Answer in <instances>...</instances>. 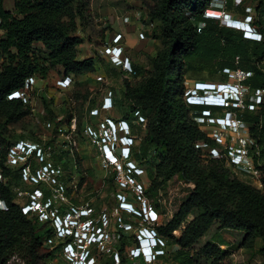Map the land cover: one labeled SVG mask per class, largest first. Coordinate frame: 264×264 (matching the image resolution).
<instances>
[{
    "label": "trees",
    "instance_id": "trees-1",
    "mask_svg": "<svg viewBox=\"0 0 264 264\" xmlns=\"http://www.w3.org/2000/svg\"><path fill=\"white\" fill-rule=\"evenodd\" d=\"M4 1L0 0V57H7L8 62L0 70V119L16 122L22 118L26 106L20 100H8V96L22 89L29 77L40 76L45 79L50 69L58 67L64 70L66 76L82 74L94 68V61L107 67L98 56L85 61L78 60V47L82 40L76 36V19L83 17L79 0H14V11H7ZM151 1L149 13L160 22L155 33L162 40L163 49L151 60L153 72L145 80L135 87H131L128 80H123L124 98L130 102L132 112L138 113L142 122H146L147 131L140 145L131 148V154L134 159L146 160L144 173L150 181L156 178L158 172L155 169L161 168L159 172L164 180L179 176L194 185L172 219L155 228L164 242V247L157 248L163 253L156 257V262L208 264L211 261V264H225L227 254L212 244L210 237L231 230L245 234L246 239L262 241L264 264V190H257L233 176L218 159L211 157L209 164H202L200 153L203 146L211 147L216 142L201 130L196 119H205L203 112L210 108L189 104L182 97L185 93L184 75L198 78L203 72L250 73L241 84L264 90V0H251L256 13L252 25L261 34L259 41L246 39L238 29L225 27L219 20L207 18L205 12L214 0ZM233 6V1L229 0L227 9L232 10ZM237 7L241 15L248 16L244 2ZM198 24L204 26L199 27ZM38 43L47 51V60L32 55ZM132 67L130 75L137 77L139 70L133 63ZM114 74L117 76L115 71ZM103 97L104 94H99L89 104L88 115L90 110L101 106ZM253 105L254 102L247 101L244 109L232 107L230 110L248 125V137L254 142L250 155L254 154L253 148H257L259 156L255 160L264 161V102L257 105V110L249 109ZM211 111L214 117L218 109ZM190 113H193L191 118ZM142 122L138 125L129 123L132 136L143 131ZM87 123L93 124L89 120ZM5 133L6 126L0 122V176L7 180L5 183L0 182V200L6 207L0 209V264H5L8 256L16 252L24 253L28 264H39L45 259L56 257V250L63 252L67 244L76 240L74 236L58 238L54 227L41 232L44 223L38 220V216L30 219L33 212L24 214L23 209L30 205V196L40 191L43 202H51V211H56L61 217L74 214L77 202L65 188L66 179L63 176L64 172L71 169V165L62 157H57V164H54L59 170L57 183L64 186V195L70 200L69 205L64 202L56 205L53 196L58 184L48 186L44 182L29 181L32 184L30 187L24 180L27 169L35 173L47 164H40L30 157L19 167L5 165L9 149L15 145L9 137H5ZM21 139L25 137L21 136ZM160 160L162 163L158 164ZM260 169L263 171L264 185V164ZM118 173L117 167H113V173L108 178V191H119L121 193L118 195H123L128 189L118 186L120 190H117L115 181ZM128 176L134 180L140 179V175L132 170ZM16 189L29 195L24 203H18ZM146 195H149L148 190ZM95 197L91 195L86 198L87 208L91 212L89 217H82L81 221H91L95 229L102 228L105 231L99 214L101 209L97 206L99 201L91 203ZM134 200L141 201L142 196H134ZM111 206L118 209L115 201L111 202ZM153 208L157 211V205ZM137 210V213L142 212ZM129 213L119 218L120 223L113 233L117 249L114 256L123 264L128 249L140 247L137 232L144 227L141 222L145 220L143 216ZM56 239L57 246L47 243L50 241L53 244ZM202 243L204 245L199 247ZM170 246L179 247L172 261L165 254ZM102 250V246L93 244L89 247L90 256L97 261ZM139 260L147 264L143 257ZM115 262L112 255L108 264Z\"/></svg>",
    "mask_w": 264,
    "mask_h": 264
},
{
    "label": "rangeland",
    "instance_id": "rangeland-1",
    "mask_svg": "<svg viewBox=\"0 0 264 264\" xmlns=\"http://www.w3.org/2000/svg\"><path fill=\"white\" fill-rule=\"evenodd\" d=\"M79 1L83 17H77L76 19L78 26L76 36L82 40V44L78 47V60L85 61L94 59L98 56L106 63L107 67L105 65L101 66L99 62L94 61L95 66L93 69L85 71L82 74H72L69 76H66L64 70L60 67L50 69L47 78L44 79V77L39 76L45 81V85H43L44 88L42 89L40 86H37L38 88L35 87L32 93V104L24 108V115L22 118L16 122H8L6 118H1L0 122L6 126L5 137H9L10 142H15V145L22 141L27 143L38 142L41 145L53 142L57 145V152L53 154L52 157L56 163L57 157H62V159L71 165V169L64 172L63 176L66 179L65 188L70 191V197L77 202V210L86 209L88 207L86 201L88 196L96 195V197L91 200L93 204L99 201L97 206L101 209L99 212L101 215L100 218L104 222L103 226L108 235L104 239V251L102 250L101 257H99L97 261L95 259L96 264H108L112 255L113 259L116 261L115 264H123L121 261L118 262L117 257L114 256L117 249L113 239V233L116 232V226L120 223L119 218L126 213H130L124 211L125 209L122 208L124 206L121 205L123 199H120L118 195V193L121 192H113V190L111 192L108 191V178L111 177L113 167L115 166H108L104 161L99 146L85 134L84 128L88 120L92 121L93 124H97L107 117L116 121L132 122L136 125L142 122L143 119L139 118L140 115H138V113L132 112L130 102L124 98L123 80H128L131 87H135L153 72L151 60L163 49V42L161 39H158V35L155 33V30H158L160 22L150 16L149 12L152 6L151 0ZM223 1L224 0H215V4L222 3ZM232 1L234 3V0ZM4 8L7 11H14V0L7 1ZM213 9L222 10L215 5ZM225 12L233 15L235 21L245 20L253 23L256 17L254 9L252 16L241 15L238 12L236 4L233 6L232 10L229 11L225 9ZM205 16L207 17L206 12ZM125 18H129L128 23L125 21ZM219 21L224 26V23L221 22V20ZM197 26L203 27L204 24H198ZM117 34L123 36L121 44L124 46L125 55L130 58L131 63L135 64L139 70L137 77L130 75V73L123 72L121 68L112 66L107 55L104 56L106 41L111 40ZM32 55L44 60L48 59L47 51L40 47L34 48ZM7 62V57H0V70ZM114 71L117 76L114 74ZM227 72L229 71H225L224 73L203 72L199 74L198 78L185 74L183 77L185 93L182 97H184L185 101L188 103L190 102V100H187L188 97L199 95L196 93L197 83H210L217 86L219 84L230 83L240 85V79L237 75ZM250 75L251 74L248 73L247 77ZM65 76L72 80L71 87L68 90H56V88H53L55 82L59 79H63ZM240 87L242 88V97L240 99L244 103L243 105L245 106L247 101L254 102V108L250 106L249 109L257 110V105L264 102V92L261 94L262 99L259 103V100H257V96L259 95L257 90L251 89L244 84ZM49 88L53 89L48 90ZM109 90H113L116 93V101L118 103L115 108L110 112H103L98 118H90L87 111L89 104L97 95L106 94ZM227 111L228 110L218 109L214 117L196 119L201 130L207 134L211 140L216 142V145L211 147L203 146L202 152L200 153L202 164H209L212 158L218 159L233 176L250 184L257 190L263 191V171L260 167L264 164V161L255 160V157L259 156L257 148H253L252 151L254 154L249 155L246 162L242 159L241 165H236L234 163L240 150L245 148L249 132L248 125L241 120L242 124L239 125L236 131L230 129L224 130L217 126L216 118L222 117L221 114L225 115ZM192 114L193 113H190V118ZM150 115H153V113H150ZM48 122L53 125V128L46 127ZM142 124H144L143 131L137 136H132V147L139 146L144 139L147 132L146 122H142ZM21 136H24L25 139H21ZM217 138H219V141ZM249 150H251V148H249ZM145 161L146 160L132 158L131 153L129 159H121V166H118L120 169L117 168L119 173L115 184L117 190H120L118 186L128 189V191L123 192V196H125L127 202L132 203L135 208L142 210L145 203L152 207L157 205V211L154 209L156 215L150 218V220L145 219L141 222L143 226H149L155 229L158 226L167 224L172 219L182 203L194 189V185L185 182L179 176H175L167 181L164 180V177L159 172L161 168L155 169V172H158L156 173V178L154 181H150L144 173ZM129 162L133 163L136 168L135 171L140 173L138 174L140 175L139 180L133 179L128 181L126 179L129 174L127 170L130 166L127 165ZM24 163V160H22L20 164H9L7 160L5 165L15 168L22 166ZM160 163H162L161 160L158 164ZM132 171L135 172L134 170ZM24 180L27 182L28 186H32L26 177ZM125 180L128 182L127 187L122 184ZM6 181L4 177L0 176V182L5 183ZM138 183L142 186L143 190L141 187L135 188ZM146 190H148L149 195H146ZM16 192H18V203H24L29 195L26 193L22 194L19 189H16ZM138 195L142 196L141 201L134 200V196ZM34 198H36V196H30L31 203ZM35 200L44 204L42 197H37ZM54 200L56 205L58 202H64L67 205L70 204V200L65 195L63 199L58 196ZM112 201L118 204V209L111 206ZM31 203L29 206L32 205ZM0 206L4 208V204L1 200ZM97 206L95 207L97 208ZM28 209L32 211V209ZM104 214H106V216ZM49 215L51 217L50 211ZM36 216H38V220L40 221L38 213H34V211L29 218L34 219ZM43 223L44 225L41 227V232H45L49 228L54 227L51 219ZM126 229H129V227ZM133 230L137 232V229L133 228ZM210 240L220 251L227 254L228 257L224 260L225 264L263 263L261 255L262 241L260 239H246L243 233L225 230L219 234L212 235ZM57 241L58 239L54 240L53 244L50 241L47 243L52 246H57ZM202 245H204V243L199 247ZM142 246L144 247V245ZM110 250L112 251L110 252ZM134 250L135 247H130L128 249L125 254L126 262L124 264H143L139 258L137 259L134 257ZM178 250L179 247L170 246L168 252L165 254L167 258L172 261ZM42 253L45 252L42 251ZM55 253L56 257L45 259L39 264H73L68 260L64 250L63 252L61 250H56ZM82 258H84V256H82ZM5 264H28V258L24 253L16 252L8 256ZM151 264H174V262L159 263L154 261ZM208 264H211V261H209Z\"/></svg>",
    "mask_w": 264,
    "mask_h": 264
},
{
    "label": "built area",
    "instance_id": "built-area-1",
    "mask_svg": "<svg viewBox=\"0 0 264 264\" xmlns=\"http://www.w3.org/2000/svg\"><path fill=\"white\" fill-rule=\"evenodd\" d=\"M245 3V12L248 16L253 15V8L251 6V0H234V5L236 6ZM228 0H224L222 3L215 4V0L211 6L206 11V15L212 19H219L221 22L224 23L225 27L238 29L239 31L243 32L244 37L249 40H261V34L258 32L256 28L253 27L251 22H236L233 15L226 13L225 9H227ZM219 7L222 10L213 9V6ZM214 14V15H210ZM218 15V16H215ZM125 21L128 23L129 18H125ZM123 36L121 34H117L109 41H106L104 46V56L110 59V63L114 67L121 68L123 71L127 73L132 72V63L130 58L125 55L124 53V46L121 44ZM230 74H236L237 77L240 79V85H237L239 89V93L242 94V88L240 87L242 84L241 82L247 78L248 73L244 72H228ZM239 73V74H237ZM39 78V79H38ZM48 82V81H47ZM45 81L41 79L39 76H32L29 77L24 84V87L20 90H16L12 92L8 96V100H20L22 101L23 105L28 106L31 105L32 101V93L34 92L35 87L40 86L42 89L44 88L43 85ZM39 84V85H38ZM72 85V80L69 77H64L63 79H59L55 82L53 88L59 90H68ZM50 88L48 90H52ZM259 95L257 96V100L259 103L262 99L263 90H257ZM116 93L113 90H109L104 94L102 104L99 108H94L90 110L89 117L90 118H98L102 115L103 112H110L112 111L117 103ZM188 100V99H187ZM188 102L189 104L193 105V102ZM244 103L241 99L236 103L233 104L229 101H225L221 103L215 109H223L228 110L223 117H217V126L223 128L224 130H233L236 131L239 125L242 124V121L237 117L236 113L231 111L230 108L236 107L244 109L246 106L243 105ZM250 107V106H249ZM254 108V105L251 106ZM214 109V108H212ZM203 114L205 118L212 117L211 109L204 112ZM141 118V116H139ZM142 119V118H141ZM47 128H53V125L48 122L46 124ZM85 134L92 139V141L97 144L100 148V152L104 158V161L109 165H113L118 168L120 165L121 159H129L131 153V147L133 145V137L131 135L130 125L126 121H116L111 118H105L102 122H98L97 124H89L87 123L84 128ZM248 137V136H247ZM219 141V138H217ZM221 140V139H220ZM249 137L247 138L245 148L240 150L239 155L235 158V164L241 165L242 159H248L250 155L249 147L253 145ZM249 146V147H248ZM208 147V146H206ZM1 148V147H0ZM248 148V149H247ZM246 149V150H245ZM57 152V145L51 142L50 145H41L40 143H27V142H18L16 145L9 149L8 154V162L9 164H20L22 160L24 162L27 161L28 158H35L40 164H47L42 169H39L35 173H31L29 170L24 173L27 180L37 183V182H44L48 186H57L53 198H57L60 196L62 199L64 197V186L62 184L57 183L56 176L59 172L57 168H55L54 164H57L54 160L52 155ZM130 165L127 169L128 171L136 170L135 165L133 163H128ZM251 168V167H250ZM120 169V168H118ZM136 172V171H135ZM137 173V172H136ZM128 181L133 180L129 176L126 178ZM125 187H127L128 182L125 180L122 182ZM141 186L137 184L135 188H140ZM35 194L32 196L42 197L43 195L40 191H35ZM37 194V195H36ZM120 199L122 198L123 201L121 204L128 203L127 198L123 195H119ZM34 198L32 201L31 206L24 207L23 212L24 214H28V212L38 213L39 219L41 222L52 220L54 224V228L56 229L58 238L64 239L69 236H74L75 242L69 243L64 247V253L68 257V260L72 262L81 255V253H89V247L93 244H97L98 246L104 247V239L108 235L107 232L104 231L102 228L95 229L94 232H91L94 228L91 221L82 222V217H89L91 210L81 209L74 211L73 213H69L64 217L59 216L56 211H51V202L48 201L44 204L37 202ZM5 205L4 208L5 209ZM32 211H29V209ZM144 219L150 220V218L156 215V212L152 206L144 204ZM89 210V213H88ZM49 211L51 213V217L49 215ZM126 212H131L129 209H125ZM75 227V228H74ZM138 240L140 243L145 242L147 244V248L149 252H145V250L137 248L134 250V257L141 258L143 257L144 261L147 264H151L156 261V257L163 253V250H158L159 246L164 247V242L159 238L158 233L155 229L151 227H141L138 229ZM78 242V243H77ZM89 264H96L95 259L91 258Z\"/></svg>",
    "mask_w": 264,
    "mask_h": 264
},
{
    "label": "clouds",
    "instance_id": "clouds-1",
    "mask_svg": "<svg viewBox=\"0 0 264 264\" xmlns=\"http://www.w3.org/2000/svg\"><path fill=\"white\" fill-rule=\"evenodd\" d=\"M232 84L235 85L234 83H232ZM235 86L237 88V85H235ZM196 93L199 94V95H197V96L193 95V96L188 97L187 99L188 100H192L191 98H194V100H192V102L193 101H199L201 103V104H199V106H208L210 109L217 107L218 105H220L221 103H224L225 101H229V102H231L233 104H236L240 100V98L242 97V94L239 93V89L238 88H237L236 92H232V93L224 92V90H222L221 88L218 89V90H213V91H205V86H203V83H197ZM211 97H214V101L213 102H209L207 100V99H209ZM137 174H140V173H137ZM126 204H130V203L128 202ZM121 205H123V204H121ZM130 205H132V204H130ZM0 209H3V207H1ZM135 210L138 211L136 208H135ZM131 213H133V212H131ZM140 214L141 215H139V216L144 215V209L143 208H142V212ZM94 231H95V227L92 229L91 232H94ZM144 244H146V243L145 242L140 243V249H143L146 252V251H148L149 248H147L145 246L143 247L142 245H144ZM91 258L92 257L90 256L88 261H90ZM86 264H89V262H87Z\"/></svg>",
    "mask_w": 264,
    "mask_h": 264
},
{
    "label": "crops",
    "instance_id": "crops-1",
    "mask_svg": "<svg viewBox=\"0 0 264 264\" xmlns=\"http://www.w3.org/2000/svg\"><path fill=\"white\" fill-rule=\"evenodd\" d=\"M7 1H9V0H5V1H4V5H5V3H6ZM229 11H230V10H229ZM236 22L240 23V22H248V21H245V20H236ZM36 47H40V48L44 49L43 46H42V44H40V43L35 44L34 48H36Z\"/></svg>",
    "mask_w": 264,
    "mask_h": 264
},
{
    "label": "bare ground",
    "instance_id": "bare-ground-1",
    "mask_svg": "<svg viewBox=\"0 0 264 264\" xmlns=\"http://www.w3.org/2000/svg\"><path fill=\"white\" fill-rule=\"evenodd\" d=\"M209 102H213L214 101V97H211L209 99H207ZM145 247H147V244H144ZM146 252H149V251H146Z\"/></svg>",
    "mask_w": 264,
    "mask_h": 264
}]
</instances>
